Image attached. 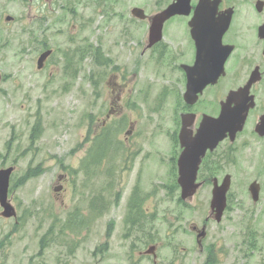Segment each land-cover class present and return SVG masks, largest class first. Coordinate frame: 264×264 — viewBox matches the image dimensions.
Wrapping results in <instances>:
<instances>
[{
    "label": "rangeland",
    "instance_id": "374dc122",
    "mask_svg": "<svg viewBox=\"0 0 264 264\" xmlns=\"http://www.w3.org/2000/svg\"><path fill=\"white\" fill-rule=\"evenodd\" d=\"M170 1L56 0L35 8V0H0V19H30L37 9L38 19H53L54 49L43 70L35 49L16 39L1 50L3 73L13 78L0 83V148L17 138L27 153L22 163L36 167L31 178L18 181L19 171L10 182L16 215H0V264H264V139L253 132V118L214 150L189 200L178 201L171 182L180 74L159 50H145L148 22L130 13L137 6L153 15ZM185 26L180 19L164 26L170 49ZM31 124L32 144L21 140ZM105 126L118 147L88 165ZM225 174L231 182L216 221L207 178L220 182ZM253 180L260 186L256 201L248 191ZM133 187L145 197L138 229L125 221ZM152 244L155 253L139 261L136 251Z\"/></svg>",
    "mask_w": 264,
    "mask_h": 264
},
{
    "label": "flooded vegetation",
    "instance_id": "af4514ba",
    "mask_svg": "<svg viewBox=\"0 0 264 264\" xmlns=\"http://www.w3.org/2000/svg\"><path fill=\"white\" fill-rule=\"evenodd\" d=\"M35 1L38 2L35 8L41 7L45 2L56 3V0ZM170 2H167L161 9ZM39 11L40 10L37 9L34 15L30 16V19H14L13 16L8 14L5 15L3 19H0V83H4L6 80H11L13 78V75L3 73V68H6V65L3 62L5 54H2L1 50L9 48V45H11L9 41L16 39L17 44L22 46L26 45L35 49L37 52V70H43L47 66L48 60L52 57L54 49L48 46V39L51 37L53 31V19H38L40 16ZM7 16H9V19L6 18ZM172 19H180L184 21L186 25L183 34L184 38L182 41L175 44L174 50L170 49L169 45L163 39V28L166 23ZM223 19H229L224 30H222ZM145 20L148 22L149 29L150 19ZM190 20H193L195 23L196 32L194 35L191 34L188 25ZM163 28L162 38L151 46H148L147 31L145 50H159V56L165 58V66L174 67L180 74L179 85L181 91L179 94V111L177 117L178 129L171 136L177 154L170 158L172 171L170 177L172 184H174L173 187H175V190H178V201H182L180 198L181 188L178 184L177 165L178 158L183 149L179 140V133L182 126V114L191 115V120L187 128L194 134L203 115L218 116L222 102H227L229 92L243 87L253 78L254 80L251 82L248 90V95H252V99L247 100V103L253 101V105L248 108L243 129L248 120L253 118V132L258 137L264 139V135L260 136L255 131L256 124L264 114V0H189L188 14H176L171 16L164 22ZM22 36L25 38L24 42L21 41ZM47 50H50V53L43 59L41 66L38 67V58ZM187 68L194 73H196L197 70L211 72L212 77H214L215 72L218 73L214 82H208L202 90L198 92L197 98L193 101L186 100L185 97L188 80ZM193 77L194 79H200L202 78V74H194ZM203 104L210 108H206ZM199 105L203 106L199 109ZM234 105V102H230L228 107H233ZM107 116H109V114H107ZM33 128L35 127L31 124L26 129L28 132L25 131L22 134L24 136V139H21L22 141L29 140L31 144L34 143L35 135L32 132ZM110 140L108 149L111 151L115 144L114 142L112 143L111 137ZM16 141L17 138L14 139L10 137L8 141L2 143L0 148V170L11 168L8 179V200L10 182L14 175L20 171L17 180L24 181L35 174L34 167H36V164L33 165L32 161H27L24 164L22 163L27 157V153H22L19 146L16 145ZM223 141L231 142L228 137L224 138L221 142ZM221 142H219L218 145ZM6 147L10 149L8 156L6 155ZM117 147L116 145L115 148ZM214 150H207L202 156L197 171L198 182H204V178L201 179L204 172L201 170L208 166L207 161L209 157L213 155ZM13 152L14 155L12 156ZM94 164L98 165L101 164V162L97 161ZM67 166L68 165H66V167ZM58 177H61V174L60 176L58 175ZM214 178L217 177L211 176L207 179H210L213 183ZM173 187H171V189ZM169 192L173 191L170 190ZM127 197V214L125 221L132 225L136 224V229H138L140 228L138 227L140 226L139 223L142 224L144 221L143 218L145 217V197H143V195L140 198L137 197L136 187L130 189ZM97 200H99L98 197L95 198L93 203L95 207L94 214L98 213L99 202H97ZM194 227L196 226H193V228ZM144 237L145 235H143L141 241L144 240ZM149 247H153V252L151 253L154 254L157 245L152 244ZM149 247L145 250L138 249L136 251L139 261H141L145 255L149 254L146 252Z\"/></svg>",
    "mask_w": 264,
    "mask_h": 264
},
{
    "label": "water",
    "instance_id": "95a60500",
    "mask_svg": "<svg viewBox=\"0 0 264 264\" xmlns=\"http://www.w3.org/2000/svg\"><path fill=\"white\" fill-rule=\"evenodd\" d=\"M189 0H172L167 6L153 15H147L143 8L134 6L130 9L131 15L145 20L150 19L148 29V46L159 41L162 38V28L164 22L176 14H188ZM9 19V16L6 17ZM229 19H223V29L227 26ZM191 34L194 35L195 23L193 20L188 22ZM50 53V50L44 51L37 60L38 67L41 66L43 59ZM194 74H202V78L194 79ZM211 72L197 70L196 73L187 68V84L185 97L186 100L193 101L197 98V94L208 82H214L218 73L211 76ZM237 90H231L227 97V102H222L221 110L218 116L203 115L200 124L194 134L187 128L190 120V114H182V126L179 133L180 144L183 147L178 158V184L181 188V200L190 199L197 189L201 186V182L197 181V171L202 156L207 150H214L218 143L224 138L228 137L232 142L236 134L243 129L246 119L247 111L253 105V101L247 103V100L252 99V95H248V90L251 82ZM230 102H234L233 107L229 106ZM255 131L258 135H264V114L260 117L259 122L255 126ZM11 168L0 170V205L2 207L1 215L3 217H14L16 210L14 206L7 199L8 179ZM231 177L225 174L220 182L217 178L213 179L210 209L216 221H220L226 207L227 191L230 187ZM259 183L255 180L248 185L252 200L256 201L259 195ZM194 227L193 229H195ZM205 233V226L203 225L197 233V241ZM147 253L153 252V247H149ZM91 264V263H84Z\"/></svg>",
    "mask_w": 264,
    "mask_h": 264
},
{
    "label": "trees",
    "instance_id": "16d2710c",
    "mask_svg": "<svg viewBox=\"0 0 264 264\" xmlns=\"http://www.w3.org/2000/svg\"><path fill=\"white\" fill-rule=\"evenodd\" d=\"M109 131L107 126L102 128L100 134L94 137L93 143L88 151V157L86 158V163L94 164L95 162L102 161L105 159L108 152V145L110 144ZM176 186V185H175Z\"/></svg>",
    "mask_w": 264,
    "mask_h": 264
}]
</instances>
